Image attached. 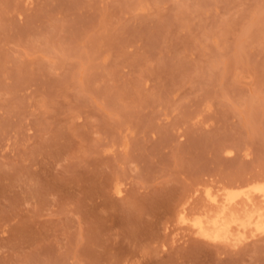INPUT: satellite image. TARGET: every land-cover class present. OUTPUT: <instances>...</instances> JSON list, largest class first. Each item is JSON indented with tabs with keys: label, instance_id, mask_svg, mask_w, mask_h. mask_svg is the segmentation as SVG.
<instances>
[{
	"label": "rangeland",
	"instance_id": "374dc122",
	"mask_svg": "<svg viewBox=\"0 0 264 264\" xmlns=\"http://www.w3.org/2000/svg\"><path fill=\"white\" fill-rule=\"evenodd\" d=\"M256 182L264 0H0V264H264L178 217Z\"/></svg>",
	"mask_w": 264,
	"mask_h": 264
},
{
	"label": "bare ground",
	"instance_id": "6f19581e",
	"mask_svg": "<svg viewBox=\"0 0 264 264\" xmlns=\"http://www.w3.org/2000/svg\"><path fill=\"white\" fill-rule=\"evenodd\" d=\"M253 194L257 195L262 203L264 202V182L253 183L249 186L248 190L227 188L225 192H221L220 195L211 194V191L207 190L208 200L217 208V210L214 208V210H216L215 212H212V214L210 213V215L206 214L208 216L203 215L206 219L197 216L189 220L186 216V209L183 208L179 211L178 217L182 223L191 222L192 227L198 234L214 240H236L238 239L237 236L242 235V232L247 231L248 228L253 233L254 230L264 232V210L262 206L256 205L252 197ZM240 195L246 197V202L243 205L244 207H242L244 210H246L247 207L254 206L251 210L249 208L250 211L247 212V209L245 211L246 213L243 212V217L240 215L238 216L239 211H237V215L235 212L236 210H233L235 213L232 212L233 206L236 208V204H240L237 203V197H242ZM233 230L238 232L237 235Z\"/></svg>",
	"mask_w": 264,
	"mask_h": 264
}]
</instances>
